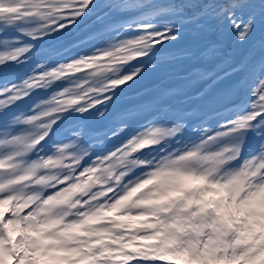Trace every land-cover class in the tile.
Masks as SVG:
<instances>
[{"label": "snow or ice", "instance_id": "obj_1", "mask_svg": "<svg viewBox=\"0 0 264 264\" xmlns=\"http://www.w3.org/2000/svg\"><path fill=\"white\" fill-rule=\"evenodd\" d=\"M0 264H264V0H0Z\"/></svg>", "mask_w": 264, "mask_h": 264}, {"label": "rangeland", "instance_id": "obj_2", "mask_svg": "<svg viewBox=\"0 0 264 264\" xmlns=\"http://www.w3.org/2000/svg\"><path fill=\"white\" fill-rule=\"evenodd\" d=\"M202 43L205 42L204 40L201 41ZM245 48L244 46H239L237 48V55H241L244 52ZM172 71L179 72L181 71V66H177ZM161 76L162 79L155 80V77ZM168 78L166 76V73H156L148 76L144 80H142L134 89L130 90L124 97H122V103H132L136 100L138 93L143 92L144 90L152 89L154 84L158 82H167Z\"/></svg>", "mask_w": 264, "mask_h": 264}, {"label": "trees", "instance_id": "obj_3", "mask_svg": "<svg viewBox=\"0 0 264 264\" xmlns=\"http://www.w3.org/2000/svg\"><path fill=\"white\" fill-rule=\"evenodd\" d=\"M206 39H211V37H208V38H206Z\"/></svg>", "mask_w": 264, "mask_h": 264}]
</instances>
